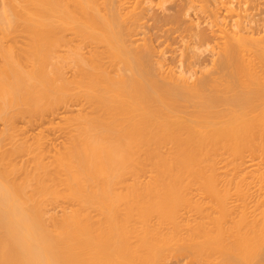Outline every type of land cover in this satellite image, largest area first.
Returning a JSON list of instances; mask_svg holds the SVG:
<instances>
[{"label": "bare ground", "instance_id": "obj_1", "mask_svg": "<svg viewBox=\"0 0 264 264\" xmlns=\"http://www.w3.org/2000/svg\"><path fill=\"white\" fill-rule=\"evenodd\" d=\"M147 1L0 0V41L19 22L31 41L0 43V264H160L171 252L264 264V25L187 24L185 68L208 67L192 80L136 37ZM175 7L153 17L158 29L180 33L187 7ZM57 115L51 153L39 135L14 139V119ZM220 178H252L257 197L246 180L228 205Z\"/></svg>", "mask_w": 264, "mask_h": 264}, {"label": "rangeland", "instance_id": "obj_2", "mask_svg": "<svg viewBox=\"0 0 264 264\" xmlns=\"http://www.w3.org/2000/svg\"><path fill=\"white\" fill-rule=\"evenodd\" d=\"M150 1V0H149ZM156 0H154V2L152 3L151 1V3H150V5H149V2L147 3V4H145L146 6L147 5H149L150 7H148V13H149V11H150V13L148 14L147 13V11L145 12V13H147V15L145 14V16L146 17H144L143 19H146V21H144L143 19H142V21L144 22V23H146V24H144V26H140V29H138V36H136V37H139V40L140 41H143V37L145 38V36H143V34L142 33H144L145 35H146V38L148 37L149 39H150V41L152 42V43H150L149 42V39H148V41H146V43H150L151 45H153V49H154V56H153V58H155L156 60L158 59V61H159V58H163V57H161V56H166L165 58H164V60H161L160 59V61L161 62H163L164 64H167V65H169L170 66V69H174V70H172V71H174V72H176V71H178L179 70V67L177 68L176 66L178 65V66H180V64L181 65H183V66H180V69L181 68H183L184 70L186 69V73H187V71L188 70H191L192 69V72H193V75H192V80L196 77V75H197V77L199 76V73L201 72V71H203V70H198V68L199 69H205V68H208L207 66L204 68H201L202 66H199V67H197L196 66V64L195 65H192L191 67H189L190 66V62H192V61H190V60H193L194 61V57H193V49L191 48V47H189V46H191L192 45V42H190L191 40H192V38H191V40L188 38L187 39V36H189L190 35V31L191 30H188V27H189V29L190 28H192L193 27V25H194V22H195V24H197V22L199 21V24H197V25H200V26H202L203 25V27H205V25H208L207 26V28H206V30H208V28H210L211 27V24H212V26H213V24H214V22H216V23H218V22H221V21H223V18L222 17H224V21L226 22V20L228 21L229 19H230V17H232L231 19H230V22L231 21H233V22H231V24H233V25H231V28H233V27H235V23L237 22V20L235 19L236 17L238 18V22H239V20H242V22H239L241 25H242V23H243V25H245L246 26V28L249 30V31H252L253 30V32L255 33V32H258L259 31V29L261 30L262 29V25H264V0H195V2H193L194 0H189L190 1V3L192 4H190V5H188V0H181L182 2H180V0L178 1V0H171V2H170V0H162L163 1V3L161 2V0H157L156 2H155ZM159 1V2H158ZM205 1V2H204ZM218 1H220V2H218ZM227 2V3H225V2ZM230 1V2H229ZM239 1V3L237 4V5H239V7H237V5H236V3ZM164 2H165V4H164ZM170 2V3H169ZM177 2H180V4L178 3L177 4ZM184 2H186L185 3V5L183 4ZM212 2V3H211ZM234 2V3H233ZM251 2V3H250ZM156 3V5H154ZM174 3V4H173ZM175 3H176V7H175V9L176 8H179L180 6H181V12H180V14L182 15V14H185L186 13V15H182V19H181V22H180V29L181 30H179L180 31V33L178 32V30H177V27H176V25H174V27H172L173 25H171L170 26V24L169 23H166L165 24V26H163V27H160L159 29L157 28V26L155 25V23H154V16H156L157 15V12H158V14H161L162 15V13H164V14H167V13H170V14H172L173 12H174V9H173V7L175 6ZM205 3H207V4H205ZM217 3V4H216ZM221 3H222V7H221ZM225 3V4H224ZM233 3V4H232ZM245 3V4H244ZM162 4V5H161ZM219 4V5H218ZM152 5H154V6H152ZM160 5V6H159ZM177 5H178V7H177ZM183 5H184V7L186 6L187 7V9L189 8V7H191L190 9H186L185 8V10H186V12H185V10L183 11V9H184V7H183ZM230 5H232V7L230 6ZM189 6V7H188ZM205 6V7H204ZM227 6H229V7H227ZM240 6H242V7H240ZM152 7V8H151ZM200 7H202L203 9H204V11H202V10H200V9H202V8H200ZM208 7V8H207ZM215 7V8H214ZM217 7H219L218 8V12H219V15H218V13H217V11H216V8ZM225 7H226V9H225ZM155 8V9H154ZM163 8V9H162ZM210 8H211V10H210ZM233 8V9H232ZM237 8V9H236ZM239 8H240V11L243 13V16H242V14H240V11H239ZM160 9H162V12H161V10ZM195 9V10H194ZM207 9V10H206ZM229 9H231V10H229ZM234 9H235V11H234ZM245 9V10H244ZM153 10H155V12L153 13ZM159 10H160V13H159ZM163 10H165V11H163ZM169 10V11H168ZM172 10V11H171ZM200 10V11H199ZM227 10V11H226ZM244 10V11H243ZM215 11V12H214ZM238 11V13L240 14V15H236L235 16V14H236V12ZM167 12V13H166ZM185 12V13H184ZM209 12V13H208ZM213 12V13H212ZM234 12H235V14H234ZM233 13V14H232ZM237 13V14H238ZM187 14H188V16H187ZM195 14V15H194ZM210 15V18H209V15ZM217 14V15H216ZM152 15V16H151ZM201 15V16H200ZM202 15H204V17L202 16ZM215 15H216V17H215ZM235 17H234V16ZM151 18H150V17ZM184 16V17H183ZM197 16V17H196ZM221 16V17H220ZM149 17V20L147 19ZM188 17H189V22H188ZM195 17H196V19H195ZM200 17H203L202 19H203V22H202V19L200 18ZM217 17H218V19H217ZM226 17V18H225ZM234 17V18H233ZM153 18V19H152ZM180 18H181V16H180ZM206 18H207V20H206ZM209 18V19H208ZM212 18L214 19H216L215 21L214 20H212ZM239 18H241V19H239ZM245 18V19H244ZM192 19H193V21H192ZM199 19V20H198ZM204 19H205V21L207 22V23H209L210 22V24H207L206 22H204ZM250 19V20H249ZM253 19V20H252ZM147 20L149 21V22H147ZM151 20H152V22H151ZM211 20V21H210ZM217 20H218V22H217ZM220 20V21H219ZM235 20V21H234ZM244 20H245V22H244ZM257 20V21H256ZM182 21H183V23H182ZM247 21H249L248 23H247ZM191 22H193V24L191 23ZM230 22L228 21V22H226L227 23V26L228 27H230L229 25H230ZM263 22V24H261ZM151 23V24H150ZM185 23H186V25H185ZM189 23H191V25H188V27H187V24H189ZM201 23V24H200ZM206 23V24H205ZM255 23V24H254ZM148 24V25H147ZM154 24V26L156 27V28H153L152 29V25ZM183 26H182V25ZM249 25V27L247 26V25ZM185 25V26H184ZM220 25V24H219ZM145 26H147L148 28H150V29H148V28H146ZM192 26V27H191ZM196 26V25H195ZM19 27H20V22H19V24L17 23V26H15V28L12 30L13 31V33H12V31H10L11 33H8L7 35L5 34V36L3 37V34H2V37H1V41H0V43L1 44H3V45H5V47L7 46V47H10V48H12V50L14 49H22V47H25L26 46V44H27V46L25 47V48H27L28 47V45L29 44H31V41L29 40V38H28V36H27V32L24 30V28L23 29H19ZM142 27V28H141ZM145 27V28H144ZM184 27V28H183ZM187 27V28H186ZM253 27H254V29H253ZM255 27H256V29H255ZM259 27V28H258ZM163 28V29H162ZM174 28H176L175 30H174ZM178 28H179V23H178ZM213 28H217V24H216V26L215 27H213ZM258 28V29H257ZM19 31H22V32H14V30L15 31H17V30ZM168 29H170V31L168 30ZM184 29H185V31L187 30V32L186 33H184ZM140 30V31H139ZM148 32H147V31ZM171 30H174V31H172L171 32ZM182 30H183V35H182ZM23 31H25V32H23ZM177 31V32H176ZM140 32V33H139ZM16 33V34H15ZM147 33V34H146ZM165 33V34H164ZM15 34V35H14ZM25 34V35H24ZM185 34V35H184ZM186 34H187V36H186ZM189 34V35H188ZM256 34V33H255ZM261 34H262V32H261ZM11 35V36H10ZM12 36H13V38H12ZM184 38V39H183ZM182 39H183V41H182ZM14 40V41H13ZM137 41V43L139 44V42L140 41ZM190 40V41H189ZM187 41H189V42H187ZM5 42V43H4ZM25 42V43H24ZM187 42V43H186ZM7 43V44H6ZM144 43H145V41H144ZM143 42H141V44L140 45H142V44H144ZM189 43V44H188ZM10 44V45H9ZM185 44H186V46H187V50H186V46H185ZM12 46V47H11ZM15 48H14V47ZM18 46H21V47H18ZM6 47V48H7ZM185 47V48H184ZM190 48H191V50H190ZM17 49V50H18ZM158 49H160L159 50V52H157L158 51ZM201 49H203V48H201ZM163 50V51H162ZM156 51V52H155ZM183 51V52H182ZM185 51H187L185 54L186 55H184V52ZM189 51V52H188ZM160 52H164L163 53V55H162V53H160ZM190 52H192V53H190ZM199 52V51H198ZM158 54V56H156L155 57V54ZM159 53L161 54V55H159ZM156 54V55H157ZM189 54V55H188ZM192 54V55H191ZM205 54H207V52H204V53H202L201 54V57H206L207 55H205ZM181 55H182V57H181ZM185 57H184V56ZM205 55V56H204ZM179 56V57H178ZM187 56L190 58H187ZM172 57H175V58H172ZM179 58H183V60L182 59H180V60H182V61H179ZM177 59H178V61H177ZM185 59V60H184ZM187 59H189V60H187ZM171 60V61H170ZM167 63H166V62ZM183 61H185L184 63H183ZM186 61H189V65H188V67L189 68H185V67H187V62ZM172 64H171V63ZM175 62V63H174ZM178 62V63H177ZM179 62H181V63H179ZM173 63H174V65H173ZM172 65L173 66H175V67H172ZM166 66V65H165ZM194 66V67H193ZM176 68V69H175ZM193 68L195 69L194 71H198V73L196 74L194 71H193ZM191 73V72H190ZM201 74V73H200ZM195 76V77H194ZM190 79V80H191ZM50 116V115H49ZM49 116H45V117H48L47 119L46 118H44L43 117V119L42 118H28V117H18V118H16V120L14 119V122H13V125H14V132L15 133H13V134H15V135H17V137L14 135V139H16L17 138V140H19V138H20V141H21V139L24 141H31V139L32 138H34V137H37V135H39L38 137H42V143H44L42 146H43V148H44V146L46 145L48 148H47V150H49V151H47V152H45V150H46V147L44 148V152L45 153H51L52 152V150L55 148V146L57 147V144L59 145V143H60V140H62V138H63V133H61V132H63V120H60L59 119V117H58V115L54 118L53 117V119H52V116L51 117H49ZM50 119V120H49ZM63 121V122H62ZM15 123V124H14ZM59 123V124H58ZM60 126V127H59ZM2 127V124L0 123V128ZM59 128H60V130H59ZM61 128H62V130H61ZM60 131V132H59ZM21 132V133H20ZM18 133V134H17ZM34 136V137H33ZM57 136V137H56ZM28 137V138H27ZM32 137V138H31ZM40 137V138H41ZM59 138V139H58ZM28 139V140H27ZM54 139V140H53ZM50 140V141H49ZM57 140H59V141H57ZM4 141H7V140H4ZM4 141H2L3 143H5V144H8L7 142H4ZM16 141V140H15ZM44 141V142H43ZM49 142V143H48ZM54 144H53V143ZM2 143V144H3ZM50 145V146H48V145ZM4 145V144H3ZM7 146H10V144H8ZM7 146H2V147H4L5 148V151H8V148H6ZM53 146V147H52ZM1 147V148H2ZM3 148V149H4ZM52 148V149H51ZM4 151V150H3ZM18 152H16V153H14V154H12L11 155V160L13 161V162H15V163H17L18 162V164L20 163V161L21 160H23V163L24 162H30V159L31 158H27L26 156H28V157H31L30 155H25V154H23V153H21V152H19L20 154H17ZM48 153V154H49ZM20 158H19V157ZM24 156V157H23ZM16 157H18V158H16ZM45 157L46 158H48V155L46 156V154H45ZM24 158H25V160H24ZM46 160V159H45ZM22 162V161H21ZM30 164V163H29ZM220 165H222V164H220ZM224 171V168L222 169L221 168V171ZM248 178V177H247ZM246 178V180H243L241 183L243 184V186L245 187V185H244V181H246V183L248 182V187H247V185H246V187H247V189L249 188L250 190V197L252 196V194L253 193H255L254 194V196H256V192L257 191H255L254 190V187L256 188L258 185H259V183L258 184H256V183H254V182H251V179L252 178H249V179H247ZM222 178H220V180L219 181H217L218 183V186L220 187L221 185L223 186V188H225L224 186H226V193H225V199H226V203L227 202H229L230 204H228V205H230L231 206V204L232 205H234V203H239V202H241V196H240V194L237 192H235L234 191V188H235V185L236 184H239L240 183V181H239V179H233V180H225V179H227V178H223L222 180H221ZM252 181H254V180H252ZM250 182V183H249ZM241 183H240V185H241ZM256 184V186H253V185H255ZM193 186V185H192ZM222 186H221V190L223 189L222 188ZM193 188V189H192ZM196 189V186H194V187H191L190 189H192L191 191L192 192H190V193H188L189 194V196L191 195H193L195 192L198 194V192H197V190H199L198 188ZM225 189H223V191H225ZM251 189L253 190L252 192H251ZM257 190L259 191V188L257 187ZM249 191H247V192H249ZM255 191V192H254ZM192 193V194H191ZM236 193V194H235ZM252 193V194H251ZM197 194H194L193 195V198L194 199H197L198 198V196H197ZM200 194H202V193H200ZM226 194H228V196L226 195ZM196 195V196H195ZM190 196V197H191ZM195 196V197H194ZM202 196H204V194H202ZM238 196H240V198H238ZM197 197V198H196ZM257 197V196H256ZM255 197V198H256ZM192 197H191V199H193ZM200 198H202V197H200ZM229 198V200H227ZM254 197L252 196L251 197V199H253ZM236 199H238V200H236ZM249 199V198H248ZM251 199L250 200H248L249 202H252L251 201ZM203 200L205 201V198H203ZM236 200V201H235ZM193 201V200H192ZM232 201V202H231ZM237 201H239V202H237ZM234 202V203H233ZM252 204V203H251ZM59 208V207H58ZM188 209V208H187ZM185 207H184V209L183 208H181L180 210V218H182L183 216H185L186 217V219H187V217H189L191 220L193 219V217H195V212H194V210H192L191 211V209H188L187 210ZM56 211H58V209L56 208ZM194 212V213H193ZM194 215V216H193ZM184 218V217H183ZM188 218V219H189ZM189 219V220H190ZM185 253V254H184ZM184 253H179V252H171V253H169V255L167 256V258L165 259V260H163L160 264H199L198 262H200V261H198L197 262V258L196 257H193L191 254H189V253H187V252H184ZM186 254H188V255H186ZM192 256V257H191ZM201 263H205V262H200V264ZM231 264V263H230Z\"/></svg>", "mask_w": 264, "mask_h": 264}]
</instances>
